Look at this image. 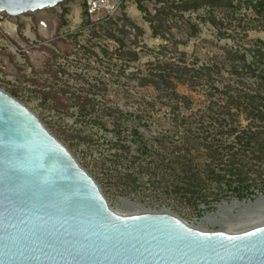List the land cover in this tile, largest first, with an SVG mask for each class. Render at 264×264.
<instances>
[{
	"label": "rangeland",
	"instance_id": "obj_1",
	"mask_svg": "<svg viewBox=\"0 0 264 264\" xmlns=\"http://www.w3.org/2000/svg\"><path fill=\"white\" fill-rule=\"evenodd\" d=\"M46 13L51 37L43 13H26L18 38L0 24V86L112 207L169 209L195 226L264 212V200L219 207L264 197V117L247 109L251 97L264 107V0H126L94 19L68 0Z\"/></svg>",
	"mask_w": 264,
	"mask_h": 264
},
{
	"label": "water",
	"instance_id": "obj_2",
	"mask_svg": "<svg viewBox=\"0 0 264 264\" xmlns=\"http://www.w3.org/2000/svg\"><path fill=\"white\" fill-rule=\"evenodd\" d=\"M66 1L0 0V12ZM0 264H264V222L207 230L160 210H114L95 176L0 86Z\"/></svg>",
	"mask_w": 264,
	"mask_h": 264
},
{
	"label": "bare ground",
	"instance_id": "obj_3",
	"mask_svg": "<svg viewBox=\"0 0 264 264\" xmlns=\"http://www.w3.org/2000/svg\"><path fill=\"white\" fill-rule=\"evenodd\" d=\"M80 10L81 9H78L76 11L77 12V19H79L78 16H79ZM132 10H133V13L135 15H139V11L135 7H133ZM43 16H44L45 20L42 22V25H43V28L41 27L42 28V32L47 37H51L53 35V33H54V30H55L56 16L54 14H50V13L48 14L46 12L43 13ZM4 25H5L6 31L10 35H12L15 38L19 37L17 35V26L16 25H14V24H12L10 22H6ZM28 33L32 37L34 36V34L29 31V27H28ZM263 200H264V197L260 198L258 201H255V202L250 201L248 203H242V204L239 203V202H234L232 204L223 203L219 207L221 209H225V211L226 210L227 211H231V209L234 208L235 206H242V207L244 206L246 208H250V207H255L256 205H259V203H261V201H263ZM112 208L114 210L118 211V212H122V213H126V214H137V213H143V212L150 211L148 209H145L143 207V205H141V204H139L137 202H130V201L124 200V199L122 200V202H120L118 204L117 207H112ZM161 211L174 214L169 209H162ZM174 215H176V214H174ZM214 216L215 215L209 216L210 218L209 217L205 218V221L203 223H201L198 227H201V228H204V229H207V230H212L207 225L221 224L222 228L220 230L242 231V230H246L248 228H252V227L258 226L259 224L264 222V212L260 213V214L259 213L255 214L254 211L253 212L251 211L246 216H244L242 218H239V219H236V220H232L231 222H223V223L221 222V220L219 218H215ZM219 216H221V215H219ZM177 217H179V216H177ZM184 221H186V220H184Z\"/></svg>",
	"mask_w": 264,
	"mask_h": 264
},
{
	"label": "built area",
	"instance_id": "obj_4",
	"mask_svg": "<svg viewBox=\"0 0 264 264\" xmlns=\"http://www.w3.org/2000/svg\"><path fill=\"white\" fill-rule=\"evenodd\" d=\"M124 1L126 0H86V13L89 17L94 19L97 16H99L103 11L115 10L117 7H120ZM133 7H135L138 11L139 9L135 5L129 7L130 12L133 15H135L132 10ZM26 15L27 14L25 13L19 16H12L6 12H0V24L3 23L5 24L6 22H10L16 25L18 29L19 23L22 22L21 20H23V18H26L25 17ZM135 16L141 17L140 11H139V15H135Z\"/></svg>",
	"mask_w": 264,
	"mask_h": 264
},
{
	"label": "trees",
	"instance_id": "obj_5",
	"mask_svg": "<svg viewBox=\"0 0 264 264\" xmlns=\"http://www.w3.org/2000/svg\"><path fill=\"white\" fill-rule=\"evenodd\" d=\"M263 79H264V77H263ZM237 100L240 103V98H238ZM255 102H256V100H255L254 97H251L249 99L248 104H247V109L249 110V113L252 114V115H255V116L261 114L264 117V107H259L258 108V106L255 105ZM250 133L252 135L256 134L255 131H251Z\"/></svg>",
	"mask_w": 264,
	"mask_h": 264
}]
</instances>
